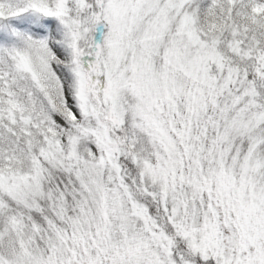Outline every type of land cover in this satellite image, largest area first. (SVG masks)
I'll use <instances>...</instances> for the list:
<instances>
[{
  "label": "snow or ice",
  "instance_id": "snow-or-ice-1",
  "mask_svg": "<svg viewBox=\"0 0 264 264\" xmlns=\"http://www.w3.org/2000/svg\"><path fill=\"white\" fill-rule=\"evenodd\" d=\"M0 264H264V0H0Z\"/></svg>",
  "mask_w": 264,
  "mask_h": 264
}]
</instances>
